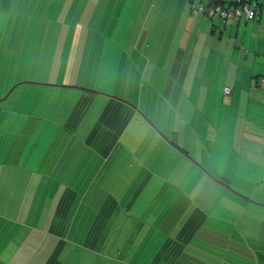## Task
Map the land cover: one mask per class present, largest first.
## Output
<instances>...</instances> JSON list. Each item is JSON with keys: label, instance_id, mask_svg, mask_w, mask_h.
<instances>
[{"label": "crops", "instance_id": "crops-1", "mask_svg": "<svg viewBox=\"0 0 264 264\" xmlns=\"http://www.w3.org/2000/svg\"><path fill=\"white\" fill-rule=\"evenodd\" d=\"M33 1L0 0V264H264V82L253 80L264 78V0L259 20L226 26L214 56L245 78L232 104L247 86L255 113L242 138L232 124L226 165L234 154L236 167L213 170L168 143L134 100L77 88L92 42L80 54L61 20L78 0ZM159 172L174 179L155 183ZM120 174L131 176L117 184ZM135 211L124 231L120 218Z\"/></svg>", "mask_w": 264, "mask_h": 264}, {"label": "rangeland", "instance_id": "rangeland-1", "mask_svg": "<svg viewBox=\"0 0 264 264\" xmlns=\"http://www.w3.org/2000/svg\"><path fill=\"white\" fill-rule=\"evenodd\" d=\"M31 1L21 0L26 5ZM178 1L78 0L74 18L63 16L61 21H66L70 25L68 28L74 26L80 54L81 40L89 37L92 43L87 76H75L73 82L79 89H100L105 96L134 100L138 111L158 126L157 132L163 137L169 135L168 143L172 139L180 144L184 142L186 149L197 159L203 157V165L212 170L214 167L231 168L240 159L232 154L233 164L226 165L233 149L234 131L242 138L245 120H249L245 113H255L253 103L248 100L254 95L248 93L246 86L241 106L235 101L232 104V96L237 99L241 94L239 85L245 78L231 72L230 59L216 61L218 55L214 57L217 52L225 51L224 44L220 48L219 41H226L228 30L227 34L221 28L213 32L212 21L193 8L198 6L196 1L193 6L186 0L180 4ZM36 4L34 0L32 5ZM36 16L37 13H32L31 19L35 20ZM191 20L196 23H190ZM214 21L217 22V18ZM219 23L216 24L221 27ZM229 53L226 50V57ZM127 87L129 92L124 90ZM225 87L232 89V95L224 94ZM237 121L239 125L233 127V131L232 124ZM248 125L254 127L255 120ZM160 154L157 150L156 159ZM187 156L192 161L189 165L204 167L200 160L190 154ZM173 158L168 156V161ZM174 164L177 170L181 169L180 160L174 158ZM149 168L151 166L147 165L146 169ZM145 175L143 173L136 182L137 192ZM130 176L122 178L120 174L117 184ZM132 176L137 178L136 173ZM158 179L174 178L159 172L154 182ZM150 194L153 195L151 190ZM114 195L119 201H125L124 194ZM133 195L132 190L129 197ZM139 196L144 198L143 194ZM141 213L135 211L130 220L121 217L119 224H125L123 230L126 227L132 230L131 219Z\"/></svg>", "mask_w": 264, "mask_h": 264}, {"label": "trees", "instance_id": "trees-1", "mask_svg": "<svg viewBox=\"0 0 264 264\" xmlns=\"http://www.w3.org/2000/svg\"><path fill=\"white\" fill-rule=\"evenodd\" d=\"M198 3V6H193L194 2ZM255 0H186L188 4L193 6V8L199 12L200 14H204L209 20L212 21V31L215 32L216 29L221 28L222 32H225L226 34V26L231 22L235 21L238 24L240 23V20L245 19L246 21H257L260 18L261 10L258 3H254ZM255 4V5H254ZM247 7H250L253 9L254 15L249 17V13L247 12ZM241 10V14H238L237 11ZM215 18H217V22L221 27H219L215 22ZM236 47H240L238 42H235ZM254 81H257V83L264 82V78L262 76L254 79ZM230 89V94L232 93V89L230 87H225ZM225 94V93H224ZM225 94V95H230ZM211 178V176L209 174ZM216 181L220 182V180Z\"/></svg>", "mask_w": 264, "mask_h": 264}, {"label": "built area", "instance_id": "built-area-1", "mask_svg": "<svg viewBox=\"0 0 264 264\" xmlns=\"http://www.w3.org/2000/svg\"><path fill=\"white\" fill-rule=\"evenodd\" d=\"M246 9H247V12L249 13V17H251V16L254 15V12H253V9H252V8L247 7ZM237 13H238V14H241V10L239 9V10L237 11ZM224 93H225V94H230V89H229V88H225V89H224Z\"/></svg>", "mask_w": 264, "mask_h": 264}]
</instances>
